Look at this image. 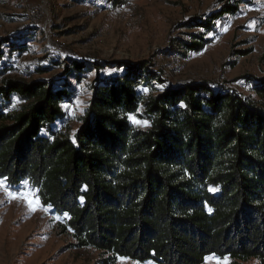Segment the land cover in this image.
Returning a JSON list of instances; mask_svg holds the SVG:
<instances>
[{
	"label": "trees",
	"instance_id": "obj_1",
	"mask_svg": "<svg viewBox=\"0 0 264 264\" xmlns=\"http://www.w3.org/2000/svg\"><path fill=\"white\" fill-rule=\"evenodd\" d=\"M242 1L190 22L210 33ZM11 40L0 41V59ZM208 42L171 46L201 50ZM107 65L123 72L96 75L72 136L63 103L75 98L70 79H83L85 63H65L60 85L0 69V178L37 190L42 205L67 218L79 246L109 254L112 264H203L211 255L264 264V77L248 78L255 100L208 80L174 84L149 60ZM15 98L23 104L11 110Z\"/></svg>",
	"mask_w": 264,
	"mask_h": 264
},
{
	"label": "rangeland",
	"instance_id": "obj_2",
	"mask_svg": "<svg viewBox=\"0 0 264 264\" xmlns=\"http://www.w3.org/2000/svg\"><path fill=\"white\" fill-rule=\"evenodd\" d=\"M228 1L128 0L113 5L108 0H0V41L13 39L14 44L3 43L0 69L7 66L9 75L54 79L60 85L65 63H85L83 79H70L75 98L63 103L71 118L64 130L71 136L81 124L96 75L123 72L108 62L149 60L174 84L208 80L259 100L248 78L264 77V0L242 1L235 13L218 19L210 33L190 22L194 16L220 11ZM40 7L48 14L33 17L32 11ZM200 36L209 39L201 50L175 51L171 46L173 39L193 41ZM97 64L103 67L97 70ZM22 104L15 98L11 110ZM11 190L33 191L38 197L27 183ZM109 256L79 246L65 216L51 208L32 211L24 200L9 199L0 189V264H112ZM120 258L114 264H157ZM203 264L261 263L211 255Z\"/></svg>",
	"mask_w": 264,
	"mask_h": 264
},
{
	"label": "snow or ice",
	"instance_id": "obj_3",
	"mask_svg": "<svg viewBox=\"0 0 264 264\" xmlns=\"http://www.w3.org/2000/svg\"><path fill=\"white\" fill-rule=\"evenodd\" d=\"M157 87H160V89L163 90L164 86L158 85ZM144 91L147 92L148 89H144ZM129 119L136 125L148 126L149 124L147 120H144V121L136 120L135 116L133 115H129ZM0 189H2L6 193L9 199L24 200L28 204V207L30 208V210L32 211H36L39 208H43L44 211H48L52 207V205H48L47 207L42 205L39 201V198L36 196L35 192L33 191H20V190L13 191L11 190V186L5 183V178H0ZM209 190L213 192L217 191L216 188H211V187L209 188ZM81 200H83V198H81ZM209 211L211 212V209H209ZM65 215H67V213H65ZM120 259L122 261L126 260V258H123V257Z\"/></svg>",
	"mask_w": 264,
	"mask_h": 264
},
{
	"label": "built area",
	"instance_id": "obj_4",
	"mask_svg": "<svg viewBox=\"0 0 264 264\" xmlns=\"http://www.w3.org/2000/svg\"><path fill=\"white\" fill-rule=\"evenodd\" d=\"M47 14H48L47 10L43 7H40V8H37L36 10H33L31 13V15L35 18H36V16H37V18H41L42 16L44 17Z\"/></svg>",
	"mask_w": 264,
	"mask_h": 264
}]
</instances>
